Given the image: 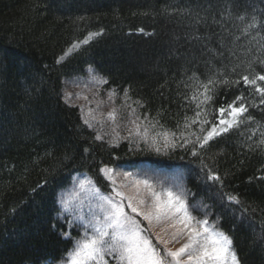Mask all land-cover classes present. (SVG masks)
Returning <instances> with one entry per match:
<instances>
[{"label": "trees", "instance_id": "16d2710c", "mask_svg": "<svg viewBox=\"0 0 264 264\" xmlns=\"http://www.w3.org/2000/svg\"><path fill=\"white\" fill-rule=\"evenodd\" d=\"M253 17L260 26L245 35ZM262 20L264 0H0V264L60 263L79 238L78 229H65L58 218L62 191L86 174L110 193L99 169L144 162L182 171L194 194L189 203L211 207V220L233 240L240 264H264V104L252 86L235 84L264 67L257 59H264ZM90 67L119 96L127 90L129 101L163 131L180 132L196 119L200 84L214 73L230 83L201 105L204 115L212 120L241 94L248 112L199 158L182 149L157 153L96 140L63 93L66 78ZM201 159L239 204L221 198ZM68 229L72 241L62 235Z\"/></svg>", "mask_w": 264, "mask_h": 264}, {"label": "snow or ice", "instance_id": "6c2138e0", "mask_svg": "<svg viewBox=\"0 0 264 264\" xmlns=\"http://www.w3.org/2000/svg\"><path fill=\"white\" fill-rule=\"evenodd\" d=\"M231 2L232 0H230ZM239 18L243 19L244 16L241 15ZM81 19L83 18L81 17ZM200 22V20L194 21V23ZM218 22L220 21L213 20V23ZM261 23H264V20ZM259 26L253 17V23L244 29V34L249 35V29ZM139 31L143 32L144 30L140 29ZM89 35H103V30ZM196 38L199 39V37ZM218 55H222V53ZM63 59V56L60 57L58 63ZM257 59L264 66V59H259V57ZM88 71L93 74L92 79L97 84L108 83L106 78H97L91 67ZM232 71L235 72V68ZM217 75L223 77V73H214L207 78L206 82L200 84L203 89L200 95L203 99L196 104V108L200 110L195 112L196 119H193L191 124L184 126L185 131L164 132L149 137L147 128L141 136L139 126H137L136 136L141 138L145 146L157 153L182 149L187 150L193 157L199 158L210 141L228 133L234 127L238 128L241 118L248 112L246 97L241 94L216 109L215 112L218 115L214 116L212 120L204 115L205 109L201 105L213 102L214 97L218 95L217 87H227L230 83L227 78H217ZM241 81L245 86H252L255 93L261 97L260 103L264 104V87L258 83L264 82V67H261L259 72L242 75L235 81V84L239 85ZM116 94L113 92L112 96ZM72 95L64 93L66 103L71 101ZM124 97L126 101L131 99L127 90H124ZM192 99L196 100L197 97L193 95ZM108 115L110 119H115L114 111ZM145 119L147 118L145 117ZM248 119L251 120V117L249 116ZM84 123L92 127L89 120L85 119ZM195 124L200 126L199 134L195 131H188L191 125ZM205 125L208 127L205 128ZM186 132L187 134H185ZM131 137L132 132L129 130L128 138L131 139ZM95 139L101 140L102 137L97 135ZM260 143L264 144V140H261ZM200 164L208 173V181L218 182L221 198L228 203L239 204L237 197L223 193L224 185L221 177L212 172L204 164L203 159L200 160ZM111 171L107 167L99 169V173H103V176L108 178L113 187L109 195L100 194L99 189L94 190L96 210H90L87 217L81 211L83 200L78 196V203L75 206H72L71 201L68 200L58 201L62 205V211L58 213V218L65 220V229L68 224H73L75 229L82 230L80 238L73 241V247L69 253L70 264H240L233 240L219 230L217 220H211V207L196 201L189 203V198L194 196L189 190L183 186L173 185L172 187L162 186L157 191L152 180L137 179L132 172L126 171L123 175L125 177L133 176V183L138 190L141 185L143 186L145 195L140 196L138 200V204L143 205L146 209L142 211L137 203L133 202L132 197L126 196L123 191L115 187L116 181L109 176ZM76 183L81 191L85 190V185H92V181L87 177L78 178ZM65 212L72 214V220L64 217L63 213ZM137 217H142L149 224L153 220L167 223L175 229L172 233L173 241L178 242L184 239L186 242L174 251L171 248H159L150 238V230L142 227V222ZM145 232H148V235H145ZM62 235L66 240L72 241L73 239L71 229L62 232ZM156 239L161 244L164 243L160 237H156ZM61 264H63V260Z\"/></svg>", "mask_w": 264, "mask_h": 264}, {"label": "rangeland", "instance_id": "374dc122", "mask_svg": "<svg viewBox=\"0 0 264 264\" xmlns=\"http://www.w3.org/2000/svg\"><path fill=\"white\" fill-rule=\"evenodd\" d=\"M94 36L95 35L89 36L83 42L75 43L63 56L64 59L60 62L66 60L69 55L73 54L83 44H86L85 41H87L88 43ZM88 70L89 68L82 76L78 75L71 78H66L64 80L63 93L73 94L71 101L67 103L78 106L80 108L84 120H89L90 124L92 125L90 129L94 130L97 135L102 137L103 140H106L111 144H119L123 141H127L132 148L151 149L150 147L143 144L140 137L136 136L137 126H139L141 136L145 128H147L148 130L149 137L156 136L159 133L169 132L157 128L150 119L141 114L139 109L134 104H132L129 100L126 101L124 96H119L114 89L106 87L107 83L97 84L92 79L93 74L89 73ZM94 74L97 76V78H102L95 70ZM113 92L117 94L115 96H112ZM110 96L111 99H109ZM85 97H87V99H85ZM64 100L66 101L65 96ZM113 111L115 113L114 120L110 119L108 115ZM145 117L147 119H145ZM132 121H135V123H132ZM199 128V124L191 125L188 131H195L197 132V134H199ZM129 130H131L132 132L131 139L128 138ZM182 131H185V129H183ZM185 134H187V132ZM109 169L112 170L109 173V176H111L116 181L115 187L123 191L126 196L132 197L133 202L137 203V206L140 207L142 211L146 209L143 205L138 204V200L140 196L145 195L144 189L142 185L140 186L139 190L137 189V187L133 183V176H136L137 179L148 178L152 180L155 183L157 191H159L162 186L172 187L173 185L177 187L183 186L185 189H187L185 185V175L178 169L157 168L145 162L139 164L136 167L118 166L110 167ZM126 171L132 172L133 176L125 177L123 173ZM138 173L139 175L137 176ZM85 177L92 181V185H85V190L81 191L79 190L76 181L78 178L84 179ZM106 179L108 180L107 177ZM109 183V190L111 192L113 186L111 185L110 181ZM95 189H99L100 194L109 195V193L102 191L88 175L78 174L73 178L71 185L62 191L60 195V201L68 200L71 201L72 206H75L78 203V196L83 200L81 211L83 212L85 217H87L90 210H96L94 196ZM63 214L65 216H68L69 220H72L71 213L65 212ZM131 214L134 216L136 215L135 213ZM137 219L141 220L142 227L150 230V238L152 239L154 244H160L163 248H171L174 251L178 247H180L182 243L186 242L184 239H181L178 242H174L172 233L175 231V229L170 227L165 222H157L153 220L152 223L149 224V222L143 220L142 217H137ZM71 225L73 226V224ZM81 232L82 230H79V238ZM145 235H148V232H145ZM156 237H160V240H163L164 243L161 244L156 239ZM61 262L58 264H61ZM63 264H70L69 254L63 260Z\"/></svg>", "mask_w": 264, "mask_h": 264}]
</instances>
